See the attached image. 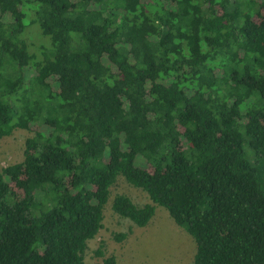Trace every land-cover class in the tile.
<instances>
[{"label":"trees","instance_id":"1","mask_svg":"<svg viewBox=\"0 0 264 264\" xmlns=\"http://www.w3.org/2000/svg\"><path fill=\"white\" fill-rule=\"evenodd\" d=\"M34 124L0 172V264H87L120 175L152 202L113 210L164 207L194 264H264V0H0V138Z\"/></svg>","mask_w":264,"mask_h":264},{"label":"rangeland","instance_id":"2","mask_svg":"<svg viewBox=\"0 0 264 264\" xmlns=\"http://www.w3.org/2000/svg\"><path fill=\"white\" fill-rule=\"evenodd\" d=\"M25 36L32 42V48L39 47L40 50L42 46L44 52L51 48V39L42 33L38 23H28ZM48 43V47L42 45ZM33 74L34 72L29 70L28 76ZM38 129L39 126L34 124L32 130L19 129L9 137L0 138V172L5 167L24 160L26 141L34 136ZM244 151L246 157L252 161L253 150L247 142L244 143ZM117 194L130 196L138 206L152 202L147 192L135 187L120 175L112 187L110 200L105 207L104 226L88 243L85 252L87 264H103L104 259L112 255L116 257L117 264H194L196 242L193 236L176 224L167 209L158 206L150 224L142 228L113 210L112 203ZM124 233L128 234L124 240L116 238V235ZM102 244L104 257L97 255Z\"/></svg>","mask_w":264,"mask_h":264}]
</instances>
